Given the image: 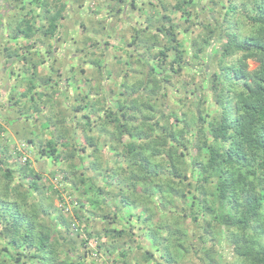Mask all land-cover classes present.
<instances>
[{"label": "trees", "instance_id": "obj_1", "mask_svg": "<svg viewBox=\"0 0 264 264\" xmlns=\"http://www.w3.org/2000/svg\"><path fill=\"white\" fill-rule=\"evenodd\" d=\"M201 1L142 3L143 8L152 11L144 16V27L128 35L124 49L129 54L127 59L112 57L116 66L123 63L127 68L128 79L127 85H120L125 91L119 93L115 113L109 110L104 116L85 97L83 107L77 102L69 110L73 119L83 121L82 126H70L64 118L63 125L69 130L53 135L50 119L43 120L46 126L38 133L34 146L40 156L59 164L49 174L52 178L61 175L66 198L46 184L20 154L15 172L0 169V186L3 180H11L18 188L16 199L0 192V264H74L86 249L92 251L90 242L111 264H129L133 255L135 264H264V0H254L251 16L244 14L247 6L243 0ZM116 3L121 5L114 10L119 17L124 0ZM37 4L41 6L39 15L34 12ZM54 4L61 6L52 9ZM131 4L134 8L132 0ZM13 8L21 13L13 21L15 27H9L15 30L9 33L12 38L23 40L18 47L34 57L36 44L53 51L51 41L57 44L60 38L58 29L70 9L68 1L11 0L9 11ZM110 11V7L105 9V14ZM157 15L159 20H155ZM37 19L42 21L39 26ZM2 23L0 13V26ZM218 24L224 29V49L232 55L233 63L217 64L218 70L209 77L213 81L208 87L211 106L217 110V117L211 120L207 98L195 100L193 109L180 112L167 91L157 98L153 84L178 91L175 85L184 75L183 65L191 72L194 67L184 57L202 58V71L209 72L212 65L205 64L209 57L203 55L214 43L211 37ZM80 27L88 31L83 23ZM197 27L200 31L196 33ZM180 29L193 34V38L181 37ZM236 32L244 39L236 40ZM37 34L39 38L32 40ZM110 40L114 41L109 38L101 48L97 41L90 42L88 47L96 48V58L86 64L101 67L108 47L114 48ZM98 50L100 55L96 54ZM147 52L153 61L158 58L160 64L168 65L166 73L158 74L159 64L141 66ZM169 55L175 59L169 61ZM210 57L213 63L224 59L218 56V50H211ZM19 59L25 61L21 71L32 70L35 76L21 93L30 102L36 96L41 100L50 97L54 81L59 86L62 80L69 84L72 79L76 83L88 79L84 67L79 71L71 68L67 77L46 71L36 76L41 70L36 61L27 55ZM249 60L257 63L252 71H247ZM142 73L147 74L146 87L132 82L137 78L143 84ZM219 82L227 87L217 91ZM187 84L194 96L205 87L193 77ZM97 86L89 82V97ZM116 86L103 89L100 85L110 96L116 95ZM42 88L49 90L42 92ZM138 92L146 102L138 98ZM241 95L251 99H235ZM129 97L131 102H127ZM178 98L181 105L191 99ZM165 105L175 112L169 119L167 111H162ZM86 110L88 115H80ZM33 111L38 114L40 109L34 106ZM25 113L20 108L18 119ZM92 116L105 122L95 129L96 134L89 128ZM61 127L56 124L58 130ZM205 129L211 137L205 135ZM217 140L228 147L218 150ZM249 141L256 150L252 154L245 147ZM85 145L92 148L89 154L82 153ZM101 177L104 183L99 186L96 181ZM91 191L96 194L94 200L87 198ZM121 210L138 211L137 220L116 228L117 219L124 220L119 215ZM128 215L129 221L131 213ZM141 242L148 246L142 249ZM222 250L229 251L230 258L220 256Z\"/></svg>", "mask_w": 264, "mask_h": 264}, {"label": "clouds", "instance_id": "obj_2", "mask_svg": "<svg viewBox=\"0 0 264 264\" xmlns=\"http://www.w3.org/2000/svg\"><path fill=\"white\" fill-rule=\"evenodd\" d=\"M71 2V0H69ZM243 3L246 4L245 15L251 16L252 14V7L254 0H243ZM127 4L128 0H124V11L121 12V17H129L130 23L127 27L125 35H131L133 29L143 28V18L145 15L151 13L152 9L150 8H143L141 5V11L137 13H130L127 11ZM11 5V0H0V13H3V23L4 28H0V130H3V136L5 138V142L8 143H15L11 135V131L18 132L20 135V143L21 148H24L23 140L28 138H35V134L39 133L40 123L43 122L44 119H50V131L55 135L58 131H68L69 128L63 125L64 118H67L70 126H82L83 121L77 117L76 119L72 118V114L70 113V109L75 106V103L79 102L80 105L84 106V98L88 97V104L93 106V108L98 109L100 112L103 113L104 116L108 115L109 110L115 113L116 108L118 107L117 101L119 100V93L121 91H125L124 88L120 87V85H127V68L123 65L116 66L114 62H112L111 57L114 54L112 51H108L104 55V62L103 65L99 68H92L88 67L87 71V80H83L82 82H77L71 88L58 86V83L54 81V83L50 86L51 88V95L50 97H46L44 100H41L39 96L34 97V99L30 102L28 98L20 100L18 108H22L25 110L26 115L24 119L21 120L20 124L17 125L15 123V115L18 111L17 108L9 109L8 108V97L11 96H19L21 92L25 91L27 88V77L33 76V73L27 72L24 74V78H21V69L25 63V61H21L19 56L27 55L29 60H35V57L32 56L29 52H26L24 48H19L18 45L23 43V40L13 41L9 34V27H15L13 21L18 18L21 13L15 8L9 11V7ZM61 5H51L52 9H56ZM89 7H94V5H89ZM111 8L112 11L109 12L108 16L104 18V23H98L95 15H89L87 11L80 10L76 11L75 6L73 5V12L70 17H67L69 25L72 28V32L65 35V39L76 32V25L80 23H87L88 25V35L85 37L78 38V43L75 47L83 48L85 51L82 55L77 56V60L75 62L68 60L66 57L63 61H57L53 63V60H48L47 64L45 65L44 69H41L39 72H36V76L42 75L48 67H51L53 70L62 68L63 75L68 76L69 73L67 68L64 65H71L73 63L77 64V71H79L80 67H85L87 61L95 59L94 53L96 52V48L89 49L88 44L92 41H99V44H102L105 39L110 37L120 38V34L117 32L111 31L109 27V20L112 23H116L120 20L119 17L115 15V9L120 8L121 5L116 3V0H102L99 4L100 8V16L104 17L105 9ZM159 7V5H157ZM65 11L67 9L65 8ZM34 12L39 15L41 13V6L39 4L36 5ZM139 19L140 23H136V19ZM223 19V16H221ZM155 20H159V15L155 17ZM37 26H39L42 21L37 19L36 21ZM179 24V20H177ZM159 26V25H157ZM58 31H62V29H58ZM95 33V35H93ZM250 34V33H246ZM236 40H243L244 36L241 35L239 32L233 34ZM224 36V29L223 27L218 24L211 37V42H214L213 46L218 50V56H223L224 59L217 60L216 63H213L211 57H209V64H211V68L209 72L205 73L202 71L203 63L202 58L196 59H189L188 57H184L183 59L187 61L189 64L193 65V72L192 76L195 77L200 83L205 85L204 88L200 89L196 96L192 97L188 101H186L182 105H176V108L183 112L186 109L191 110L194 108V101L197 99H205L208 100L209 107L206 109L209 112V119L215 120L217 117V110L211 106V93L208 91V87L213 83V81L209 80L212 72L217 71V64H225V63H233V57L231 54L226 53L224 49V44L226 41L223 39ZM39 36L34 35L32 40L38 39ZM193 38L192 34H189L188 39L191 40ZM206 38V37H205ZM99 44L97 47H99ZM7 49V52H5ZM74 50V49H73ZM151 53H145V60L141 62V66L145 67L146 65H157L159 64V72L158 74H163L167 72V64H160L159 59L157 58L153 61L151 57ZM195 56V53L192 54ZM127 57H125V60ZM169 61L175 59L172 55H169ZM111 71V76H109V72ZM251 71V69H250ZM145 76V81L143 84L137 79L133 78V83L137 84L138 87H146L147 84V74L142 73ZM118 79V83L115 89L116 95L110 96L107 95L105 91H102L100 85L102 84L103 89L109 88V81L116 83ZM188 70H185V74L183 77H178L179 80H187L189 79ZM89 82H95L98 86L95 89V92L91 97H89ZM62 83V82H60ZM153 87L157 89V98H159V94L161 92H166V88L162 86H157L153 84ZM176 88H180V83L177 82L175 85ZM227 87V85L223 84V82H219L217 84V91L222 90L223 88ZM49 89L42 88L40 91L46 92ZM79 90V91H78ZM32 93H29L31 96ZM138 98L142 102L143 96L141 93H137ZM235 99H251V97H243L237 96ZM173 104H175V95L172 96ZM127 102H131V97H129ZM38 107L40 109L39 113L33 111V107ZM89 112L86 110L80 115H88ZM175 112L172 109L167 110L166 119H169L173 116ZM31 116L33 120H36L37 123L35 125L30 124L27 120V116ZM159 119V117H157ZM93 124L89 125V128L93 129V134L95 133V129L104 126V121L100 119L99 116H92ZM61 124V129L56 128V124ZM198 127V126H197ZM11 130V131H9ZM205 135L211 137V132L205 129ZM44 139L43 136L40 137ZM98 139H103L102 137L97 136ZM235 139V138H234ZM217 149L228 147L227 144H221L218 140L215 142ZM247 151L252 154L256 150L252 147L251 142H247L245 144ZM35 149H29L28 152L25 154L24 158H27V155L34 156ZM70 151L69 149H65L64 152ZM17 153L12 151L9 152L8 158L5 159L0 157V160H3V163H0V169L7 168L9 166L13 167L14 172L16 171V160ZM18 188L16 185L12 184L11 180H3L2 186H0V192L5 193L6 195L10 196L12 199H16Z\"/></svg>", "mask_w": 264, "mask_h": 264}, {"label": "rangeland", "instance_id": "obj_3", "mask_svg": "<svg viewBox=\"0 0 264 264\" xmlns=\"http://www.w3.org/2000/svg\"><path fill=\"white\" fill-rule=\"evenodd\" d=\"M67 1H68L69 6H70V9L66 13V20H63L61 22L60 29H62V31H61L60 38L57 40V44H55L54 42L51 41V45L50 46L54 47V50L53 51L50 50L49 52H47L46 49L43 46H41L40 44H36L37 49H35V61H36L37 67L40 68V69H44L45 65L47 64V61L50 60V59L53 60V63H56L57 61H61L62 62L63 59L66 57L68 60L75 62L77 60V56L83 54V48H81L82 50H76L75 49V45L78 43V38L85 37V36L88 35V31L84 32L81 29L80 24L76 25V32L74 34L70 35L68 37V39H65V35L72 32V28L69 25L67 17L71 16V14L73 12V5L75 6L76 11L85 10V11L88 12L89 15H95L98 23H104V18L108 16L107 14H104V17L100 16L99 4L102 2V0H71V2H69V0H67ZM130 1L131 0H128L127 11L130 12V13H137L138 12L137 8H140L142 3L145 2L146 0H132L133 3H134V6H135L134 8L132 7L133 4L129 5ZM205 1L206 0H202L201 4H204ZM154 2H155V0H152V3H154ZM89 5H94V7H89ZM119 18H120V20H118L116 23H112L109 20V26H111L110 27L111 31L119 33L120 34V38L118 39L116 37H110L111 39L112 38L114 39V41L110 40V42L114 45V48L108 47V49H110V51H112L114 53L112 55V57L114 55L120 56L121 60H123L125 57H127L129 55V54H126L127 51L124 50V49H125V44L128 42V35H125V32H126L127 27H128V25L130 23V18L129 17H121V13L119 15ZM136 23L137 24L140 23L138 18L136 19ZM83 24L88 27L86 22L83 23ZM143 24H144V21H143ZM4 26H5L4 23H2V26H0V28H4ZM194 29L197 30L198 27L194 28ZM14 31L15 30L13 28L9 29V33L10 34L13 33ZM198 31H200V28L196 31V33ZM179 32H180V36L181 37H183V38L185 37L186 39H188L189 32L182 31L181 29L179 30ZM93 35H95V33H93ZM11 39L13 41L20 40V39H15V38H12V37H11ZM108 39H105L102 44H99V41H97V45L99 44L98 48L103 47L104 46V42L106 40H108ZM187 42H188V40H187ZM213 44H212L211 47H209V48H207L205 50L203 57L208 58L211 55V50H217V48L214 47ZM28 48H29V46H28ZM89 49H92V48H89ZM84 51H85V49H84ZM96 54L100 55L101 53L98 50ZM112 57H111V60L113 61ZM207 63H209V62L205 61V64H207ZM64 67H66L67 71H69L71 68H76L77 69V64L73 63L71 65H64ZM88 67H90V65L87 63V64H85L84 69H86L88 71ZM256 67H257V63L255 61L249 60L247 62V71H250V69L252 71ZM25 69H27L26 66H25ZM183 69H184V73L183 74H185L186 68L184 67V65H183ZM155 70L157 71L158 69L155 68ZM187 70H188L190 78L187 79V80H180L179 81L180 82V88H177L178 91H175V88H168V90H167L169 98L171 100H172L173 94L176 92L175 104H174L175 107L174 108H176V105H181L178 97H180V98H182V97H185V98L194 97L191 88L188 87V84H187L188 82H190V79L193 77L192 76V72L189 71V69H187ZM30 71L32 72V70H30ZM27 72L23 73L21 71V78H24V74L27 73ZM46 72H48V73L53 72L58 77L60 75H62V77L64 76L62 68H58V69H55V70L52 69V71H50V69L48 67ZM64 77H67V76H64ZM31 78H32V76L27 77V81H26L27 85H28V82H29V80ZM118 79L119 78H117V82L116 83H114V82H112L110 80L109 81V86L111 84L117 85ZM193 79L196 80L195 77H193ZM71 81L73 83L67 84V82L65 80H62L61 81L62 83L59 82V86L64 87V85H66L65 87L71 88L72 86H74L76 84V79H75V82H74L73 79ZM34 90L38 93V91H37L38 89H34ZM23 92H21V93H23ZM23 99H25V98L21 97V94L19 96H11L10 95L8 97V101H9L8 108L9 109H13V108L17 107V109L19 110L20 109V108H18L19 103H18V106H17L16 103H17V101L20 102V100H23ZM172 104H173V102H172ZM162 111L163 112L167 111L166 105L162 108ZM25 115H26V113H25ZM25 115H23L21 118L24 119ZM18 116L19 115L16 112L15 123L17 125H19L21 120H22V119H18ZM27 120L32 125H35L37 123V121L33 120L32 117L31 118L29 117ZM44 126H46L44 124V122H41L40 123V127H39V132H40V130H42L44 128ZM0 131H2V133H0V154H3V158L7 159L9 152H12V151L16 152L17 156H16V160H15V165L17 167V164H18L17 161H18V155L19 154L21 155V159H22V154H21V152L19 150V146L21 145V143H20V135H19L18 132L9 130V131H11V135H12L13 139L15 140V143H8V142H5V138L3 136V130H0ZM37 136H38V133L35 134V138H28V139H24L23 140V144L27 148L26 153L28 152L29 149H33V148L35 149L34 156L33 155H27V158H26L25 162L28 163L30 165V167L33 168L37 172V174L42 176V178L44 179L46 184L51 185L53 188L58 190L59 193L64 198H66L64 196V193H63V188H62L63 184L59 180L61 175H58L57 177L52 178L50 176V174H49V172H50V170L52 168H57L58 169L59 164L54 162L53 159H51V158H46V157L40 156V154H38V152L36 151V147L34 146L35 141L37 139ZM45 136L49 137V134L46 133ZM78 141H81V140H78ZM84 147H85V150L82 151V153L83 154H89L91 152L92 148L89 145H85ZM106 152L107 151H104L105 155L107 156L108 152L107 153ZM78 167L80 168V166H78ZM7 168L13 169L12 166H9ZM103 183H104V179L102 177L97 179V181H96V184L99 185V186L102 185ZM87 198L89 200H92V199L94 200V199H96V194H94V192L91 191L90 193L87 194ZM66 200H68V199H66ZM55 205L58 206V203L55 202ZM85 205L88 206L87 203H85ZM129 213H131V217L129 218V221H128L126 218H128V216H129L128 214ZM137 213H138V211L126 212L125 210H121L119 212V215L124 220L117 219V223L114 226L116 228H125V226L129 222L130 223H134L137 220ZM96 227L99 229L100 225L98 224ZM147 246H148L147 242H141L142 249H144ZM89 248L92 251L89 252L88 249H86L85 250L86 253H83L82 258H80V259L77 258L76 259L77 262L76 263L74 262V264H78V262L80 264H111V261H105L104 257H100L101 256L100 253H98L96 251V248L94 247V244L92 242H90ZM135 254H136V250H135ZM114 255H116V254L113 253V256H111V257L114 258ZM97 256H99V257H97ZM220 256H225L228 259V258H230V252L227 251V250H222L220 252ZM135 260H136V257H135V255H133L128 260L129 264H135ZM116 261H122V259L117 258Z\"/></svg>", "mask_w": 264, "mask_h": 264}, {"label": "built area", "instance_id": "obj_4", "mask_svg": "<svg viewBox=\"0 0 264 264\" xmlns=\"http://www.w3.org/2000/svg\"><path fill=\"white\" fill-rule=\"evenodd\" d=\"M24 145V144H23ZM19 150H20V152H21V154H22V161H26V159L24 158V156H25V154H26V150H27V148H26V146L24 145V148H21V145L19 146Z\"/></svg>", "mask_w": 264, "mask_h": 264}]
</instances>
